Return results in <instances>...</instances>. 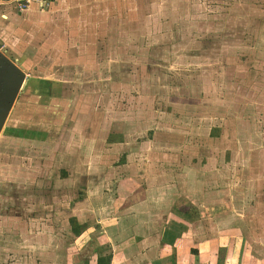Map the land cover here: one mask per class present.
<instances>
[{"label":"rangeland","instance_id":"obj_1","mask_svg":"<svg viewBox=\"0 0 264 264\" xmlns=\"http://www.w3.org/2000/svg\"><path fill=\"white\" fill-rule=\"evenodd\" d=\"M184 4L170 17L160 7L155 38L140 40L129 55L108 56L114 79L130 63L127 98L115 90L119 101L108 99L112 87L96 73L98 85L72 87L60 81L61 66L28 68L0 133V264H43L44 256L53 264L69 237L82 232L80 220L104 217L99 207L106 200L119 206L117 214L127 207L137 213L136 201L122 202L115 192L125 176L136 180V191L144 176L152 182L147 188L203 195L193 198L196 219L198 208L220 197L229 196L226 208L241 203L243 212L264 198V0ZM119 22L117 32L129 29L128 21ZM120 38L127 36L115 37L116 46L126 42ZM143 79L149 87L136 86ZM85 97L91 116L81 111ZM153 116L162 122L156 154L141 149L154 138L145 134ZM208 124L213 138L204 132ZM133 130L141 134L125 133ZM72 203L75 218L67 211ZM208 214L202 220H211Z\"/></svg>","mask_w":264,"mask_h":264},{"label":"crops","instance_id":"obj_2","mask_svg":"<svg viewBox=\"0 0 264 264\" xmlns=\"http://www.w3.org/2000/svg\"><path fill=\"white\" fill-rule=\"evenodd\" d=\"M162 5L166 10L161 13L164 11L167 15L179 7H188L184 0H46V4L32 3L28 8L19 10L14 3L0 2V46H7L8 51L5 50L26 72L31 67L49 69L50 72L55 71L52 67L55 64L63 67V70L59 68L56 71L64 75L60 81L65 86L98 85L97 76H104V81L112 87L108 99L119 101L115 90L126 98L130 93V63H125L128 65L122 69L125 76L121 74L120 79H114V73H117L115 62L108 56L115 53L129 55L139 48L137 42L140 40L155 38L156 34L152 35L155 33L154 22L156 18L161 22L159 9ZM123 20L128 21L129 29L117 32L115 26ZM120 34L127 36L120 38L126 42L116 46L114 40ZM146 83L149 87L146 79L136 86H145ZM158 86L162 87L161 84ZM85 99L81 103V111H87L91 116V103L87 97ZM94 103L95 106L98 104ZM145 117L143 115L141 120L145 121ZM151 119L154 122L149 124L145 134L152 131L154 138L142 141L147 143V148L144 146L141 149H153L156 154L161 144L157 143L155 136L162 122L159 117ZM204 132L213 138L210 137L209 124ZM125 133L141 134L137 130ZM124 139L126 137L122 143L129 145V140ZM132 150L128 146L125 151L129 153ZM116 162L119 163V160ZM120 163L124 166L122 159ZM178 179L187 183V179ZM119 181L115 191L117 197L122 202L136 201L137 213H132V209L127 207V211L121 210L117 214L119 206L105 199L107 202L99 207V213L103 211L104 217L95 221L89 218L80 220L79 226H84L82 232L76 231V235L73 233V237H69L67 246H63V255L53 264H264V198L258 201L255 197L254 203L243 212L241 203L226 208L229 196L220 197L214 204L204 203L202 208H198L200 217L196 219L193 198H204L196 190L194 197L193 189L183 190V193L175 190L172 194V187L169 191H163L161 187L147 188L152 182L143 176L139 181L142 186L139 185L136 191L137 182L133 177L125 176ZM146 202L151 205L148 213ZM188 203L191 207L187 206ZM72 204V208L67 209L71 215L69 218L77 215V206ZM81 207L80 204V211ZM112 212L115 214L110 215ZM207 212L211 220H202ZM120 215H124L122 221ZM44 257L43 264H52L48 256Z\"/></svg>","mask_w":264,"mask_h":264},{"label":"water","instance_id":"obj_3","mask_svg":"<svg viewBox=\"0 0 264 264\" xmlns=\"http://www.w3.org/2000/svg\"><path fill=\"white\" fill-rule=\"evenodd\" d=\"M28 78L19 62L0 48V133Z\"/></svg>","mask_w":264,"mask_h":264},{"label":"built area","instance_id":"obj_4","mask_svg":"<svg viewBox=\"0 0 264 264\" xmlns=\"http://www.w3.org/2000/svg\"><path fill=\"white\" fill-rule=\"evenodd\" d=\"M10 2L14 3L19 10H23L28 8L32 3H38V4H46V0H0V2ZM0 48L4 49V46H0Z\"/></svg>","mask_w":264,"mask_h":264},{"label":"trees","instance_id":"obj_5","mask_svg":"<svg viewBox=\"0 0 264 264\" xmlns=\"http://www.w3.org/2000/svg\"><path fill=\"white\" fill-rule=\"evenodd\" d=\"M77 233H78V231H77ZM99 264H103V263H99Z\"/></svg>","mask_w":264,"mask_h":264}]
</instances>
